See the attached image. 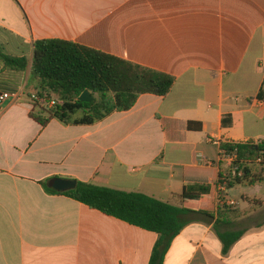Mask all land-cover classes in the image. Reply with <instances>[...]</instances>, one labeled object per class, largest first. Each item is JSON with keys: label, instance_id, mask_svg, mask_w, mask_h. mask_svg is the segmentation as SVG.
Instances as JSON below:
<instances>
[{"label": "crops", "instance_id": "obj_1", "mask_svg": "<svg viewBox=\"0 0 264 264\" xmlns=\"http://www.w3.org/2000/svg\"><path fill=\"white\" fill-rule=\"evenodd\" d=\"M62 38L172 76L91 123L28 116L37 82L0 61V264H146L156 233L45 192L66 177L182 204L211 183L215 141L264 140V0H0V50L30 58ZM51 99V97H50ZM79 112L76 113V115ZM232 205L185 203L212 217L185 223L161 264H264V180L222 191ZM240 230L224 251L218 233Z\"/></svg>", "mask_w": 264, "mask_h": 264}, {"label": "trees", "instance_id": "obj_2", "mask_svg": "<svg viewBox=\"0 0 264 264\" xmlns=\"http://www.w3.org/2000/svg\"><path fill=\"white\" fill-rule=\"evenodd\" d=\"M0 61L16 69L27 67L28 77L37 82L28 116L43 125L54 117L63 122L91 123L112 110H126L140 93L165 94L172 76L113 54L62 38H38L32 41L31 55H9L0 51ZM91 95L88 101L77 97L82 90ZM79 114L76 115V113ZM220 141V147L234 148L240 174L229 176L217 172L211 183H190L182 186V204L173 205L138 191H124L108 186L76 180L72 188L55 190L46 177L39 181L47 193L66 195L90 208L118 218L128 224L156 233L146 264H161L173 236L193 219L212 217L208 209L185 203L207 198L208 192L223 177L225 187L252 184L264 180V140L256 142ZM261 162L260 168L252 165ZM73 179V178H71ZM241 234L240 230L218 233L224 251Z\"/></svg>", "mask_w": 264, "mask_h": 264}, {"label": "built area", "instance_id": "obj_3", "mask_svg": "<svg viewBox=\"0 0 264 264\" xmlns=\"http://www.w3.org/2000/svg\"><path fill=\"white\" fill-rule=\"evenodd\" d=\"M263 80H264V75H263ZM8 97H9V93L7 91H0V106ZM30 97L34 98L38 102H42L48 105L53 102L52 98L49 99L48 101H43V99H41L40 97H36L33 93L30 94ZM256 141L258 140H255L254 142ZM226 142L231 144L230 141H226ZM219 143L220 141H215L216 144L215 164L223 167V171L221 172V174L224 175L225 173H228L230 177L240 174V168L238 167V161L236 158L235 149L220 147ZM224 181L225 180L222 177L214 187L215 201L216 203H220V204L232 205L234 201L229 197H225L222 194V191L226 189Z\"/></svg>", "mask_w": 264, "mask_h": 264}, {"label": "water", "instance_id": "obj_4", "mask_svg": "<svg viewBox=\"0 0 264 264\" xmlns=\"http://www.w3.org/2000/svg\"><path fill=\"white\" fill-rule=\"evenodd\" d=\"M79 100L81 101H88L91 99V95L87 90H82L78 97ZM75 184L74 179L71 178H66V177H52L50 179V186L55 189V190H65L72 188Z\"/></svg>", "mask_w": 264, "mask_h": 264}, {"label": "rangeland", "instance_id": "obj_5", "mask_svg": "<svg viewBox=\"0 0 264 264\" xmlns=\"http://www.w3.org/2000/svg\"><path fill=\"white\" fill-rule=\"evenodd\" d=\"M51 98L53 99L54 97L52 96ZM261 158H262L261 161H264V157H261ZM260 165H261V162H258V163L253 164L251 167H252L253 170L257 171V169L260 168ZM262 165L264 167V164H262Z\"/></svg>", "mask_w": 264, "mask_h": 264}]
</instances>
